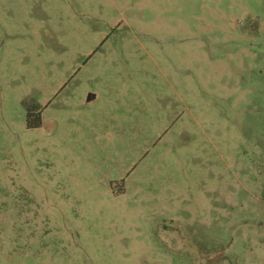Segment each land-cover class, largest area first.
Segmentation results:
<instances>
[{
    "label": "rangeland",
    "instance_id": "obj_1",
    "mask_svg": "<svg viewBox=\"0 0 264 264\" xmlns=\"http://www.w3.org/2000/svg\"><path fill=\"white\" fill-rule=\"evenodd\" d=\"M0 264H264V0H0Z\"/></svg>",
    "mask_w": 264,
    "mask_h": 264
},
{
    "label": "trees",
    "instance_id": "obj_2",
    "mask_svg": "<svg viewBox=\"0 0 264 264\" xmlns=\"http://www.w3.org/2000/svg\"><path fill=\"white\" fill-rule=\"evenodd\" d=\"M42 125V113L39 106H32L27 111V127L29 129L39 128Z\"/></svg>",
    "mask_w": 264,
    "mask_h": 264
},
{
    "label": "water",
    "instance_id": "obj_3",
    "mask_svg": "<svg viewBox=\"0 0 264 264\" xmlns=\"http://www.w3.org/2000/svg\"><path fill=\"white\" fill-rule=\"evenodd\" d=\"M91 98H93V95H92V94L89 95V100H90Z\"/></svg>",
    "mask_w": 264,
    "mask_h": 264
}]
</instances>
